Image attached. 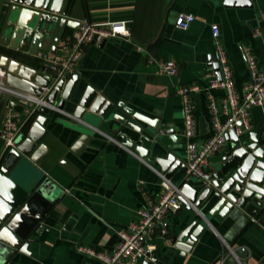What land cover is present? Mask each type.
I'll return each instance as SVG.
<instances>
[{"label": "crops", "instance_id": "1", "mask_svg": "<svg viewBox=\"0 0 264 264\" xmlns=\"http://www.w3.org/2000/svg\"><path fill=\"white\" fill-rule=\"evenodd\" d=\"M252 7H241L228 0H67L64 10L72 26L66 28L69 37L85 20L94 23L128 21L131 38L109 39L103 46L89 44L84 48L74 74L80 76L79 90L92 87L97 94L112 103L105 118L91 114L80 122L72 116L74 106L65 113L54 112L49 125V137L44 141L41 175L51 182L47 199L53 203L28 240V254L18 252L2 264H97L81 253L79 246L96 248L112 254L120 242L119 231L139 220V211L146 200L156 199L162 192L161 169L133 150L124 147L131 139L164 138L173 146L177 157L187 158L184 131L183 101L177 87L197 84L200 91L192 97L197 121V141L204 142L213 135L211 113L205 88V74L215 71L216 54L211 26H220L222 40L229 53L237 91L250 78L243 46H249L258 63L264 65V0H251ZM191 13L196 21L188 30H179L175 21L180 13ZM38 36V35H37ZM27 52H51L52 36L25 41ZM61 45V44H60ZM60 47V46H59ZM42 48H45L43 50ZM47 49V50H46ZM18 58L31 69H39L34 55L20 53ZM173 60L178 64V75L159 72L157 62ZM217 98L223 92L214 91ZM121 105L123 107H121ZM126 110L158 121L170 130L175 140L164 131H152L149 126L128 116ZM121 118L126 119L123 123ZM129 122L145 131H135ZM252 132L264 135V110L253 108ZM1 125V124H0ZM123 133L127 134V137ZM251 133L242 140L251 142ZM82 135L91 137L89 144L72 152ZM140 145V144H139ZM210 159V173L216 172L223 158L231 153L232 143ZM190 180V179H189ZM178 212H169L170 234L155 236L157 250L155 264H239L228 254L226 244L235 251L242 264H264V213L251 218L239 209L226 218L211 215L207 206L201 216L206 230L192 250L185 252L172 242L200 212L189 201ZM142 264V263H141Z\"/></svg>", "mask_w": 264, "mask_h": 264}, {"label": "water", "instance_id": "2", "mask_svg": "<svg viewBox=\"0 0 264 264\" xmlns=\"http://www.w3.org/2000/svg\"><path fill=\"white\" fill-rule=\"evenodd\" d=\"M67 0H0V66L8 72V85L19 91L35 97H42L43 89L51 88L46 100L47 106L38 110V116L30 124L26 134H20L16 140L15 149L1 154L5 141L0 137V200L9 208V211L0 218V262L16 256L18 252L28 254V240L35 232L42 218L50 211L53 203L47 199L51 189V182L38 170L41 163L44 141L49 137L48 127L53 123L54 110L64 111L68 105L74 106L72 116L85 122L91 114L105 118L112 103L97 94L91 86L83 92L79 90L80 76L71 75L55 81L36 69L29 68L18 58L24 52L29 55L38 53V49L27 52L20 37L25 41L36 34L37 38L52 36V52H56L65 36L66 28L72 23L66 18L64 5ZM238 2L241 7H252L251 0H228ZM38 35V36H37ZM107 41L103 42V46ZM45 50V48H42ZM47 50V49H46ZM214 70L218 73L216 63ZM220 76V73H218ZM121 107H123L121 105ZM6 109L24 112V105L18 101H9L3 98L0 101V124ZM129 117L137 119L150 127L152 131H164L171 140L175 138L166 126L158 121L147 118L132 110H126ZM123 123L126 119L121 118ZM132 128L144 136L145 131L135 123L129 122ZM240 125V124H239ZM126 138L127 134L123 133ZM91 140L88 135H82L72 152L80 154V148L87 146ZM141 138L131 139L123 145L133 150L143 159H148L161 169V174L174 185L182 186L183 203L190 202L200 212V217L189 225L181 234L175 235L172 242L178 248L188 252L192 250L202 233L206 230L202 225L205 218L203 210L212 206L211 215L220 214L226 218L234 210L239 209L251 218L264 213V135L251 133V142L243 141L236 135V129L229 135L232 143L231 153L226 155L219 169L207 176L210 185L201 180H186L187 169L173 150V146L164 144V138L158 137L155 141ZM12 185V186H11ZM11 196L5 200L3 191ZM201 216H204L202 218ZM19 217V219H17ZM206 219V218H205ZM5 230L13 237L12 243L4 235ZM244 256V252H238ZM155 259L142 264H155Z\"/></svg>", "mask_w": 264, "mask_h": 264}, {"label": "built area", "instance_id": "3", "mask_svg": "<svg viewBox=\"0 0 264 264\" xmlns=\"http://www.w3.org/2000/svg\"><path fill=\"white\" fill-rule=\"evenodd\" d=\"M175 27L179 30H188L196 21V16L191 13L177 15ZM261 18L264 20V14ZM213 35L216 63L219 66L216 71H208L205 78L208 85L205 88L209 111L211 113L213 135L204 142L197 141V121L193 107L192 97L200 91L197 84H185L177 87L176 93L183 101L184 131L187 142V169L186 180H201L206 186L210 181L206 180L210 174V159L221 153L229 142V135L236 129L239 138L252 132L251 112L253 108L264 110V65H260L255 54L249 46L242 47L250 78L242 85L241 92L237 91L234 72L230 65L229 53L222 40L220 26H211ZM128 21H108L106 23H94L85 20L69 37H66L56 52H39L34 58L39 62L38 71L53 77L55 81L70 78L79 64L84 48L89 44L101 45L109 39L131 38ZM152 62H157L153 61ZM159 72L169 76H177L178 64L173 60L158 61ZM8 72L0 66V101L8 98L9 101H18L24 105L23 113L6 109L0 125V137L5 141L1 154L15 149L16 140L20 134H26L30 124L38 116V110L47 106L48 94L51 88L43 89L42 97L38 98L23 93L8 85ZM214 91L223 92L221 98H217ZM64 115V111H59ZM70 116V115H69ZM240 124V125H239ZM162 192L158 198L147 199L145 206L139 211V220L133 222L127 229L119 231L120 242L112 254H106L95 247L79 246L81 253L96 260L97 264H141L153 259L157 245L155 236L167 237L170 234V226L166 220L169 212H178L182 209V186L174 185L170 180L162 176ZM193 206V205H192ZM228 254L239 261L235 251L226 244ZM227 257L221 258L220 263L226 264Z\"/></svg>", "mask_w": 264, "mask_h": 264}, {"label": "clouds", "instance_id": "4", "mask_svg": "<svg viewBox=\"0 0 264 264\" xmlns=\"http://www.w3.org/2000/svg\"><path fill=\"white\" fill-rule=\"evenodd\" d=\"M12 186V185H11ZM2 194L5 197V200H10L11 196L7 193V191H3ZM9 211V208L7 205L4 203V200H0V218H2L3 214ZM19 219V217H17ZM4 235L7 237L8 240H10L12 243H16L15 237L11 236L6 230ZM2 264V262H0Z\"/></svg>", "mask_w": 264, "mask_h": 264}]
</instances>
